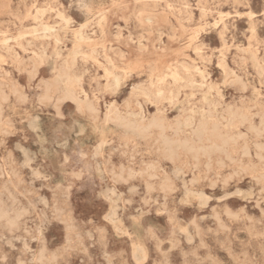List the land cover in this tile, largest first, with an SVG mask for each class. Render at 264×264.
I'll list each match as a JSON object with an SVG mask.
<instances>
[{
	"label": "rangeland",
	"instance_id": "374dc122",
	"mask_svg": "<svg viewBox=\"0 0 264 264\" xmlns=\"http://www.w3.org/2000/svg\"><path fill=\"white\" fill-rule=\"evenodd\" d=\"M234 2L0 0V264H264V0Z\"/></svg>",
	"mask_w": 264,
	"mask_h": 264
},
{
	"label": "bare ground",
	"instance_id": "6f19581e",
	"mask_svg": "<svg viewBox=\"0 0 264 264\" xmlns=\"http://www.w3.org/2000/svg\"><path fill=\"white\" fill-rule=\"evenodd\" d=\"M176 1V0H175ZM235 2H236V0H235ZM234 2V3H235ZM198 3H199V1H198ZM239 3V2H238ZM247 3V2H246ZM239 5H241V4H239ZM29 13V12H28ZM247 14V13H246ZM242 15V14H241ZM249 15V14H248ZM238 16V15H237ZM250 18V17H249ZM175 19V18H174ZM126 20V19H125ZM91 21V20H90ZM218 21V20H217ZM221 23V22H220ZM116 25H118V24H116ZM82 27H84V25H82ZM35 28V27H34ZM44 29H50V26L49 25H47V24H44ZM52 29V28H51ZM64 29V28H63ZM68 29V28H67ZM66 29V30H67ZM53 30V29H52ZM70 30V29H69ZM79 31V30H78ZM141 35V34H140ZM117 37V36H116ZM131 37V36H130ZM191 37V36H190ZM49 38V37H48ZM79 38L80 39H86V36L84 35V33L82 32V30H80L79 31ZM78 38V39H79ZM142 39V38H141ZM15 40V39H14ZM194 40V39H193ZM12 41H13V39H12ZM159 43V42H158ZM141 44V43H140ZM139 44V45H140ZM187 48V47H186ZM160 51V50H159ZM161 52V51H160ZM179 52V51H178ZM196 52H197V50H196ZM140 57V56H139ZM1 60V59H0ZM162 60V59H161ZM69 64V63H68ZM195 69V68H194ZM198 69V68H197ZM199 71H200V69H198ZM18 71V70H17ZM64 71V70H63ZM35 72V71H34ZM34 72H33V74H34ZM193 72V71H192ZM200 73H202L201 71H200ZM65 74H67L66 73V71H65ZM197 74V73H196ZM203 74V73H202ZM175 76V75H174ZM176 77V76H175ZM156 78V77H155ZM207 79V78H206ZM162 81V80H161ZM115 82H116V84L118 85L119 84V78L117 77V76H115ZM260 82V81H259ZM37 84V83H36ZM31 87V86H30ZM205 87V86H204ZM203 87V88H204ZM217 87V86H216ZM215 88V87H214ZM199 89V88H198ZM213 89V88H212ZM25 90V89H24ZM23 90V91H24ZM24 95V94H23ZM85 95H87L86 93H85ZM244 95V94H243ZM65 97H71L73 100H75L76 102H77V104L78 105H80L81 104V102H82V100L80 99V96H79V93L78 92H76V91H74V90H68L67 92H65ZM23 98H24V96H23ZM155 98V97H154ZM204 98V97H203ZM112 100H114V99H112ZM160 100V99H159ZM105 104V103H104ZM153 105V104H152ZM219 105V104H218ZM100 107V106H99ZM165 108V107H164ZM166 109V108H165ZM201 109V108H200ZM209 110V109H208ZM99 111H101V110H99ZM207 111V110H206ZM132 114V113H131ZM136 114V116H137V119H134V120H136V123H135V125H134V127H135V129L138 131V132H141V133H144V132H146L151 126H157V127H161V128H164V126H165V119H164V117H159L158 119H155V120H152V121H149V123H146L145 122V115H144V113H143V110L142 109H140V111L138 112V113H135ZM134 115V114H133ZM40 118V117H39ZM28 124H30V123H28ZM36 124V123H35ZM194 124H197L196 125V127L194 128L193 126H194ZM123 125V124H122ZM184 125L185 126H189V127H192V130H193V133L194 134H196L198 137H199V139H201L202 137H204L207 133H206V129H205V122L203 121V119H200V121L199 122H197L196 121V119H195V117H190V118H187L185 121H184ZM29 127H30V125H29ZM32 127V126H31ZM30 127V128H31ZM82 133V132H81ZM35 134V133H34ZM193 135V134H192ZM207 140H209L210 141V138L209 137H207ZM212 140V139H211ZM220 140H223V139H220ZM163 142H164V144H165V148H166V150H167V152H168V154H169V156L171 157V158H173L174 157V153H175V149H176V147H181V146H187V147H189L190 149H193L194 147H193V145L192 144H190V141L188 140V139H177V140H170V139H167V138H165L164 140H163ZM209 147H219V140H212L211 141V144H210V146ZM22 148V147H21ZM21 148H20V150H21ZM232 150V149H231ZM204 152L205 153H207L208 154V152H209V149H208V147L207 148H205V150H204ZM206 156V155H205ZM94 157V156H93ZM207 157V156H206ZM240 157V156H239ZM68 160V159H67ZM12 161V160H11ZM11 163V162H10ZM10 167V166H9ZM12 170V169H11ZM263 171V170H262ZM114 172V171H113ZM112 172V173H113ZM135 172V171H134ZM10 173H11V171H10ZM136 173V172H135ZM227 173V172H226ZM61 175V174H60ZM128 174H126V176H127ZM177 175V174H176ZM76 176V175H75ZM122 178V177H121ZM207 178V177H206ZM121 181V180H120ZM185 181V180H184ZM122 182V181H121ZM120 183V182H119ZM124 183H125V181H124ZM52 186V185H51ZM34 187V186H33ZM136 187V186H135ZM19 188V187H18ZM14 189V188H13ZM130 192V191H129ZM15 194V193H14ZM235 194V193H234ZM11 195V194H10ZM21 195V194H20ZM24 195V194H23ZM54 195V194H53ZM9 196V195H8ZM120 196V195H119ZM10 197V196H9ZM14 198V197H13ZM9 199V198H8ZM41 199V198H40ZM154 199L156 200V198L154 197ZM0 201H1V199H0ZM17 201V200H16ZM28 201V200H27ZM26 201V202H27ZM3 202V201H2ZM7 203V202H6ZM10 203H12V202H10ZM31 203V202H30ZM6 204H2L1 205V208H2V206H5ZM7 205H9V204H7ZM17 205V204H16ZM15 205V206H16ZM25 205V204H24ZM164 206V205H163ZM32 207V206H31ZM30 207V208H31ZM7 208V207H6ZM13 208H14V206H13ZM12 208V209H13ZM28 208V207H27ZM33 208V207H32ZM36 207H34V209H35ZM164 208V207H163ZM19 209V208H18ZM227 209V208H226ZM8 210H11V209H8ZM14 210H16V208L14 209ZM50 211V210H49ZM7 212V211H6ZM10 212V211H9ZM21 212V211H20ZM30 212H31V210H30ZM165 213V212H164ZM8 214V213H7ZM12 214H14L15 215V213H12ZM31 214V213H30ZM13 215V216H14ZM17 215V214H16ZM225 215V214H224ZM232 215V214H231ZM28 216V215H27ZM31 216V215H30ZM29 216V217H30ZM105 216V215H104ZM20 217V216H19ZM23 218V217H22ZM28 218V217H27ZM236 218V217H235ZM19 219V218H18ZM17 219V220H18ZM52 219V218H51ZM238 219V218H237ZM240 219V218H239ZM8 220V219H7ZM16 220V219H15ZM25 220V219H24ZM66 220V219H65ZM21 221V220H20ZM19 222V221H18ZM169 222H170V220H169ZM17 223V222H16ZM221 223V222H220ZM220 223H219V225H220ZM37 224H38V222H37ZM9 225V224H8ZM23 225V224H22ZM24 225H25V222H24ZM10 226V225H9ZM223 226V225H222ZM24 227V226H23ZM29 226H27V228H28ZM31 227V226H30ZM30 227H29V229H30ZM184 227V226H183ZM4 228V227H3ZM3 228H2V230H3ZM14 228V227H13ZM18 228H22L21 226H19ZM27 228H25L24 227V229H27ZM114 229V228H113ZM184 229V228H183ZM16 230V229H15ZM222 230V229H221ZM223 231H224V229H223ZM2 232V231H1ZM146 232V231H145ZM148 232V231H147ZM228 232H229V230H228ZM5 233V232H4ZM6 233H8V231L6 232ZM28 233H30V232H28ZM27 233V234H28ZM36 233V232H35ZM10 234V233H9ZM9 234L7 235V236H9ZM224 235V234H223ZM7 236L5 237V239L7 238ZM11 236V235H10ZM10 236H9V238H10ZM25 236V235H24ZM27 237H28V235H27ZM144 237H145V235H144ZM11 239V238H10ZM157 239H159V238H157ZM188 239V238H187ZM23 240V239H22ZM39 240V239H38ZM43 242V241H42ZM67 242V241H66ZM138 243V242H137ZM9 244V243H8ZM40 246V245H39ZM46 246V245H45ZM159 246V245H158ZM40 249V248H39ZM138 249V248H137ZM3 251V250H2ZM51 252H53V251H51ZM5 254H8V253H5ZM132 255V254H131ZM20 256V255H19ZM0 259H2V258H0ZM22 259V258H21ZM131 259H133V258H131ZM110 260V259H109ZM3 262H4V260H3ZM20 262H21V260H20ZM3 264V263H2ZM20 264V263H19Z\"/></svg>",
	"mask_w": 264,
	"mask_h": 264
}]
</instances>
